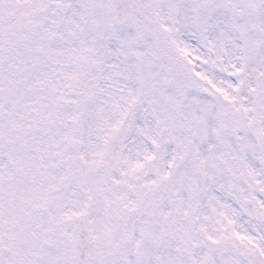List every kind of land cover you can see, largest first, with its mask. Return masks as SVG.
Instances as JSON below:
<instances>
[{"label":"snow or ice","instance_id":"obj_1","mask_svg":"<svg viewBox=\"0 0 264 264\" xmlns=\"http://www.w3.org/2000/svg\"><path fill=\"white\" fill-rule=\"evenodd\" d=\"M0 264H264V0H0Z\"/></svg>","mask_w":264,"mask_h":264}]
</instances>
